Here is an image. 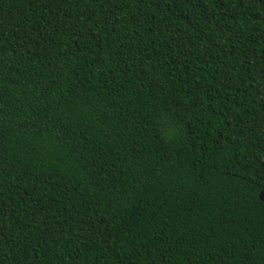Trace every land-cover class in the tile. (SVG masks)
Segmentation results:
<instances>
[{"label":"trees","instance_id":"1","mask_svg":"<svg viewBox=\"0 0 264 264\" xmlns=\"http://www.w3.org/2000/svg\"><path fill=\"white\" fill-rule=\"evenodd\" d=\"M264 0H0V264H264Z\"/></svg>","mask_w":264,"mask_h":264},{"label":"water","instance_id":"2","mask_svg":"<svg viewBox=\"0 0 264 264\" xmlns=\"http://www.w3.org/2000/svg\"><path fill=\"white\" fill-rule=\"evenodd\" d=\"M258 199L264 203V191H261L259 194H258Z\"/></svg>","mask_w":264,"mask_h":264}]
</instances>
